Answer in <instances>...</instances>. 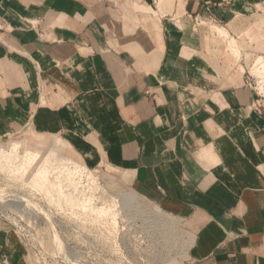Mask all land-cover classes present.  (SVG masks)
<instances>
[{
    "label": "crops",
    "instance_id": "crops-1",
    "mask_svg": "<svg viewBox=\"0 0 264 264\" xmlns=\"http://www.w3.org/2000/svg\"><path fill=\"white\" fill-rule=\"evenodd\" d=\"M263 1L0 0V151L119 171L173 264H264ZM0 264H29L1 226Z\"/></svg>",
    "mask_w": 264,
    "mask_h": 264
},
{
    "label": "rangeland",
    "instance_id": "rangeland-1",
    "mask_svg": "<svg viewBox=\"0 0 264 264\" xmlns=\"http://www.w3.org/2000/svg\"><path fill=\"white\" fill-rule=\"evenodd\" d=\"M259 63L262 69L259 70L257 66L254 71L257 77L262 78L264 60L260 59ZM13 152H0V169L6 165L13 168L21 196L32 198L44 212L51 215L38 218V226L41 227L39 231H29L27 227L19 233L6 231L19 241L29 264H80L79 261L84 258L95 261L96 264H173L182 255L183 249L178 247V236L173 225L166 219L162 229H154L148 235L151 244L148 249L129 247L130 243L127 241H131V235L127 236L123 232L127 209H124L122 199L126 197L125 194L133 192L120 184L119 171L89 169L90 176L97 178L100 183L94 189L95 198L90 199L94 198L99 206L104 205L106 210L103 206L102 212H106L102 214V218L96 215L94 217L91 213L82 215L75 198L65 201L58 189L59 175L53 174V169L64 163L72 162L83 166L82 164L60 153L37 151L29 145L28 139L17 142ZM37 152L39 156H35ZM124 200L128 202V198ZM108 219L114 229L111 232L107 229V223L103 222ZM26 222L28 226L31 225L30 219H26ZM50 223L57 232H51ZM95 230L100 231L99 234ZM96 242L100 244L98 248L93 246Z\"/></svg>",
    "mask_w": 264,
    "mask_h": 264
},
{
    "label": "built area",
    "instance_id": "built-area-1",
    "mask_svg": "<svg viewBox=\"0 0 264 264\" xmlns=\"http://www.w3.org/2000/svg\"><path fill=\"white\" fill-rule=\"evenodd\" d=\"M151 1L154 4L159 3V0ZM262 8L264 12V1L262 2ZM3 29L4 24L0 20V30ZM257 66L259 67V70L262 69L259 60L253 66V70L247 73L248 86L253 88L261 99H264V73H262V78L257 77L254 71ZM261 87L263 88L262 91L260 90ZM15 146L16 145H11L0 152L10 154V152L12 153L15 149ZM6 166L5 168L3 167V169H0V226L4 231L13 233H19L21 230H24L25 227H27L29 231H39L41 227L38 226V218L50 217L51 215L48 212H44L42 207L36 204L32 198L21 196V191L17 187L18 185L15 181L17 178V175L15 174L16 172H13V168L8 167V165ZM53 170L55 172L51 173L59 175V179H56L59 183L58 189L60 192H62L61 194L64 196L65 201H68V198H75L79 203L78 206L82 210V215L91 213L94 217L95 215L100 218L104 217V215H102L105 214L102 212L104 205L99 206V204L95 202L94 199V189L98 188L100 183L97 178L90 176L89 169L76 163L67 162L54 168ZM90 197L94 198L90 199ZM125 198L126 197H124L122 200L124 201V209H127L125 213L127 220L124 221L125 225L123 232L127 236L131 235V241H127L130 243L129 247L148 249L151 245L148 235L152 233L154 229H156V231H158L159 228L162 229L165 218L154 206L144 201L137 194L132 193V198L128 199L129 202L124 200ZM107 216L110 217V214L107 213ZM26 219L31 220V225H27ZM103 222L107 223L108 231L114 230L111 220L108 219V221ZM49 225L51 232H57V230H53L51 223ZM94 232H98L99 234L100 231L95 230ZM82 246V249L83 247L86 248L85 245L83 247ZM93 246L98 248L100 244L96 242L93 244ZM178 247L183 249V252L186 249L180 244H178ZM79 263L96 264L95 261L91 262L90 260H85V258L81 259Z\"/></svg>",
    "mask_w": 264,
    "mask_h": 264
},
{
    "label": "bare ground",
    "instance_id": "bare-ground-1",
    "mask_svg": "<svg viewBox=\"0 0 264 264\" xmlns=\"http://www.w3.org/2000/svg\"><path fill=\"white\" fill-rule=\"evenodd\" d=\"M234 44H236V43H234ZM235 46H236V45H235ZM236 47H237V46H236ZM236 47H235V49H236ZM167 57H168V56H167ZM260 90L262 91V90H263V88L261 87V88H260ZM37 151H38V150H37ZM37 154H38V152H37ZM37 154H36L35 156H39V154H38V155H37ZM5 156H7V154H6ZM7 157H8V156H7ZM35 158H37V157H35ZM3 160L5 161V159H4V158H3ZM6 160H7V159H6ZM125 196H126V198H128V199L132 198V194H130V193H128V194H125ZM126 198H125V199H126ZM128 202H129V201H128ZM106 206H107V205H106ZM107 208H108V206H107ZM103 209H104V210H106V209H105V206H104V208H103ZM109 209H110V207H109ZM105 212H106V211H105ZM105 212H104V213H105ZM108 212H109V211H108ZM113 212H114V211H113ZM113 223H114V222H113ZM100 224H101V223H100ZM110 234H111V233H110ZM61 246H62V245H61ZM62 248L64 249V247H63V246H62Z\"/></svg>",
    "mask_w": 264,
    "mask_h": 264
}]
</instances>
